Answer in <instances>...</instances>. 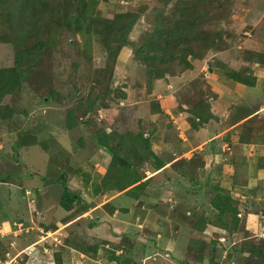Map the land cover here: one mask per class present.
<instances>
[{
	"label": "rangeland",
	"instance_id": "1",
	"mask_svg": "<svg viewBox=\"0 0 264 264\" xmlns=\"http://www.w3.org/2000/svg\"><path fill=\"white\" fill-rule=\"evenodd\" d=\"M79 1L102 19L135 12L128 39L141 43L159 16L172 18L177 0ZM189 1L202 14L208 11L204 29L220 31L222 42L202 59L190 57L197 69L185 75L187 88L170 82L174 76L151 79L130 45L111 55L100 35L60 28L26 68L21 87L3 98L8 107L0 115V264H264L257 254L261 249L264 256V167L257 168L264 166V0ZM13 52L11 43L0 42V68L13 64ZM221 64L245 70L255 86L233 82ZM95 101L97 107L83 116ZM76 107L78 124L68 130L66 113ZM205 115L204 124L197 121ZM153 127L166 130L155 140L167 143L164 156L184 150L172 165L184 168L172 185L181 200L168 205L130 195L147 197L145 187L121 194L128 170L112 171L117 161L103 159L92 139L110 131L118 159L139 173L147 162L142 170L151 172L154 153L142 147L138 134ZM212 135L218 136L208 140ZM29 185L35 190L23 193ZM96 186L102 191L96 193ZM216 186L232 196L237 224L232 217L222 222L212 207ZM154 187L159 193L151 195H166L163 184ZM65 188L78 196L68 210L58 203ZM35 197L39 204L31 201ZM88 206L95 208L90 216L81 213ZM98 215L102 219L94 224Z\"/></svg>",
	"mask_w": 264,
	"mask_h": 264
},
{
	"label": "trees",
	"instance_id": "2",
	"mask_svg": "<svg viewBox=\"0 0 264 264\" xmlns=\"http://www.w3.org/2000/svg\"><path fill=\"white\" fill-rule=\"evenodd\" d=\"M72 1L76 3L77 9H75V12H70L73 6L71 0H0V26L4 29V32L0 35V42L11 43L14 47L13 64L9 67L0 68L1 116V109L8 107L6 105L2 106L3 98L13 94L21 87L25 79L26 68L34 65L36 60L41 56L43 49L49 44L52 34L60 28L71 29L74 32L83 31L89 34L96 33L100 35L107 51L111 55H116L122 47L130 45L134 53V58L147 68L149 76L154 80L162 79L166 75H179L191 69L192 63L190 57L202 59L206 52L211 49H216L222 42L220 31L204 29V26L209 23L208 11L202 14L190 5L189 0H177L175 2L171 19L159 16V19H156V23L154 24V29L141 43H135L128 39V35L138 18L135 12H119L112 19H102L91 15L87 11L86 1ZM162 1L168 3L171 0ZM112 45H115V47ZM226 67L221 64V68H224L223 70L226 76L233 82L248 87L255 86V77L248 75L245 70H227ZM118 97L120 99L124 98L123 96ZM96 107V101L87 104L82 112L83 116ZM78 110L76 107L66 113L65 123L68 130L78 124L76 117V111ZM5 114L10 115L6 111ZM247 116L244 115L243 117ZM196 119L197 121H202L204 124V121L207 120V115L205 117L197 116ZM240 119L242 117L236 118L235 122ZM192 125L196 127L197 124L192 121ZM99 133L92 136V139L96 141L97 147L108 150L111 156L110 164H113L114 159L117 161L114 166L111 165V170L114 171L118 167L128 170L126 171V176H122L124 184L130 185L129 183L131 181V183L140 181V173L132 170V163L119 160L116 154H114L113 149L109 146V142H112V139H109L111 135L109 133L111 132L104 130V132ZM138 137L139 142L142 143V147L144 146L146 150L149 149V153L152 154L149 147V138L145 137L143 133H139ZM79 141L82 143V139ZM129 153L131 154L129 159H132V151H129ZM152 155L156 160V165L162 167L164 164L163 161L156 155ZM129 171H133L134 173L131 179V175L128 176ZM128 185L125 187H128ZM28 187L22 188L23 193L31 188L35 190L34 185H29ZM96 188L98 189H96V193L102 191L100 186H96ZM213 189L216 193L210 202L220 217V220L224 222L227 217H232L234 223L237 224V211L233 207V198L229 194L228 189L218 188L217 186ZM36 191H38V187ZM202 196L204 199L203 193ZM77 197L74 192L65 188L59 195L60 199L58 203L61 207L68 210L71 208L72 203L77 200ZM203 199L202 202L206 203L205 201L207 200ZM92 225L90 223V227ZM95 248L91 247L93 251L96 250ZM262 253L261 249L257 251V254L264 261ZM55 255L57 257V254ZM111 259L115 260L116 258L112 256Z\"/></svg>",
	"mask_w": 264,
	"mask_h": 264
},
{
	"label": "crops",
	"instance_id": "3",
	"mask_svg": "<svg viewBox=\"0 0 264 264\" xmlns=\"http://www.w3.org/2000/svg\"><path fill=\"white\" fill-rule=\"evenodd\" d=\"M193 67L195 69H197L196 65H194L192 63V68ZM189 73H193V71H191V69H189L186 72L184 71L180 75H176V76L172 77L170 79V82H176V83L181 84L180 86H181V90H182L186 86V83H187V82H185V75H189ZM159 83L160 82L155 83L154 86L160 85ZM220 89H223V88L220 87ZM145 116H146V114H145ZM244 118H246V117H242V119H244ZM107 132H108V130H107ZM196 132H198V134L203 133L202 130L196 131ZM162 135L163 136L166 135V130H159V131L157 130L156 131L155 127H153L151 129V131L148 132L147 134L144 133L145 137H149V145H150L151 152H153L160 160L163 161L164 164L162 165V167H158L156 165L155 158H153L152 160H150V162L152 161L151 164L154 167L153 170H151V172H149L147 167H146V170H142V168L145 165V163H147V162H145L144 165H142L140 167V169H141L140 181H136V183H134V182L131 183L132 182L131 181L129 183L130 185L126 184V185H128V187H126L125 191L121 192V194L127 193L128 191L131 192L132 190H142V188L145 187V189L146 188L148 189L147 195L148 194L149 195L147 197L142 198V197H139V195H135V194H130V195L132 197H134L137 201H142L144 199L154 198V199H156V201H160V203L166 204V205H168V203H171L174 199L181 200V198H174V196H173V193H174L173 188L174 187L172 185L174 184L173 180L176 179L175 176L177 175V172L184 171V170L182 168H179V167L178 168H174L172 165L176 162V160L178 158H180V157H182L184 155V150H182V149L179 150V151L175 150L174 152H171L168 156H164L163 154H166L167 150H163V149H164V147L168 146L167 143H165V141H163L162 143L155 141V140L159 139V137H161ZM217 136L218 135H212L210 137V139H208V140L213 141ZM151 145H152V149H151ZM97 149L104 151L105 154H102L103 155V159H104V156H105V159H106L107 156L109 157V159H111L110 153L108 151H106V149L99 148V147H97ZM179 153L181 155H179ZM96 165L97 164H95V166ZM131 167H133V166H131ZM263 167L264 166H259L257 168L260 169V168H263ZM95 169L99 170L100 168H95ZM146 172H147V174H146ZM162 175H165L164 178H162ZM159 183L163 184L167 188V190L163 191V192H166V195H164V194H159V195H155V196L151 195L149 191H155V193L157 191L159 193V191L156 190V188L154 187L155 184L158 185ZM26 191H28V190H26ZM121 194H118V195L120 196ZM87 197H89V196H87ZM101 197H106V194H104V195L102 194ZM109 198L110 197L106 198L107 199L106 201H111ZM187 198H188V196H187ZM243 198L246 199L244 196H243ZM85 199L86 198H83L84 201H85ZM244 199L241 201L242 202L241 205L245 209L246 205H247L246 202L248 201V199L247 200H244ZM103 200H105V199L103 198ZM182 200H184V199H182ZM31 201L33 203H35V205L37 204V202H38V204L41 202V201H38V199H36V197H35V200L32 199ZM169 206H170V208H171V206L174 207V205H172V204H170ZM87 208L89 209V211L87 213H85V211H82L81 213H84L87 216H90L89 214L92 213L95 208H94V206L93 207L88 206ZM92 208H94V209H92ZM171 209H173V208H171ZM247 214H248V212L246 210H244L243 211V216L247 217ZM92 216H94V215L92 214ZM98 218L95 217V224H98L101 221L102 215H98ZM67 220H69V219H67ZM67 220H64L63 222L65 223V222H67ZM88 224H89L88 226H90V223H88ZM45 228H46V231H48V230L52 231V230L58 229L57 227H54L52 230L49 229L50 227H45Z\"/></svg>",
	"mask_w": 264,
	"mask_h": 264
}]
</instances>
